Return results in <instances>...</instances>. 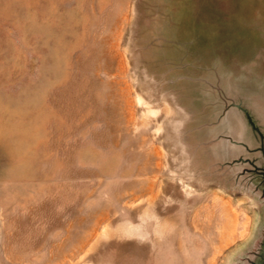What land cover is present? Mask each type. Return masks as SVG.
I'll return each mask as SVG.
<instances>
[{"label":"rangeland","instance_id":"374dc122","mask_svg":"<svg viewBox=\"0 0 264 264\" xmlns=\"http://www.w3.org/2000/svg\"><path fill=\"white\" fill-rule=\"evenodd\" d=\"M237 105L264 133V0H0V264H249Z\"/></svg>","mask_w":264,"mask_h":264},{"label":"water","instance_id":"95a60500","mask_svg":"<svg viewBox=\"0 0 264 264\" xmlns=\"http://www.w3.org/2000/svg\"><path fill=\"white\" fill-rule=\"evenodd\" d=\"M237 106L240 109L251 134L258 140V144L257 146H249L242 140H235L232 138L230 141L242 146L246 152L250 153V156H244L243 160L248 163L250 167L249 169L254 173L255 181L259 184L261 193L264 195V133L259 129L252 114L249 113L245 107L240 105ZM252 151H257L259 153V156L257 155L259 158L258 163L252 160ZM249 264H264V233L263 238L260 241V246L255 252L253 258L250 259Z\"/></svg>","mask_w":264,"mask_h":264}]
</instances>
